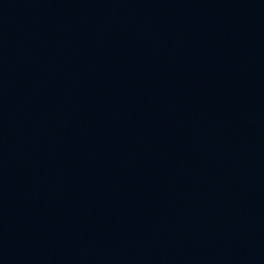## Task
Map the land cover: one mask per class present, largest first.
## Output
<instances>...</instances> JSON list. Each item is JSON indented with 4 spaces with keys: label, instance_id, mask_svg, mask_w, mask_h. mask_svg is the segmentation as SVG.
<instances>
[{
    "label": "water",
    "instance_id": "water-1",
    "mask_svg": "<svg viewBox=\"0 0 264 264\" xmlns=\"http://www.w3.org/2000/svg\"><path fill=\"white\" fill-rule=\"evenodd\" d=\"M0 264H264V0H0Z\"/></svg>",
    "mask_w": 264,
    "mask_h": 264
}]
</instances>
